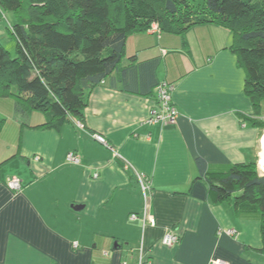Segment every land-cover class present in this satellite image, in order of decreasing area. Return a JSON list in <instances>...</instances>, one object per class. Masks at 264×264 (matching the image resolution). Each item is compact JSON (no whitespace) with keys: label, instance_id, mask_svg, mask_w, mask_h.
<instances>
[{"label":"crops","instance_id":"crops-1","mask_svg":"<svg viewBox=\"0 0 264 264\" xmlns=\"http://www.w3.org/2000/svg\"><path fill=\"white\" fill-rule=\"evenodd\" d=\"M234 44V33L217 24L184 36L153 27L128 38L123 67L133 56L159 61L158 81L174 87L175 125L145 124L156 93L113 87L118 74L91 94L85 129L74 122L61 131L38 128L42 114L22 115L14 97L0 98V264H264L260 223L241 218L230 202L213 204L196 164L260 158L264 129L240 116L262 122L264 101L254 116ZM70 153L80 164L67 160ZM137 174L151 181L147 202ZM11 178L22 181L20 192L8 189ZM146 209L155 227L141 219ZM231 229L237 238L219 234ZM170 231L180 242L167 247Z\"/></svg>","mask_w":264,"mask_h":264},{"label":"trees","instance_id":"trees-1","mask_svg":"<svg viewBox=\"0 0 264 264\" xmlns=\"http://www.w3.org/2000/svg\"><path fill=\"white\" fill-rule=\"evenodd\" d=\"M8 12L15 16L7 30L16 41V56L0 42V98L14 97L22 115L42 114L45 124L38 128L61 131L74 119L84 124L91 94L116 74L113 87L146 98L157 93L167 83L157 79L158 60L139 63L133 56L123 67L128 38L154 26L177 36L211 24L232 31L231 51L247 73L245 95L254 116L261 114L264 0H0V20ZM240 117L264 129L263 121ZM5 121L0 117V129ZM196 164L213 204L230 202L241 218L260 223L257 252L264 254V174L258 163L209 167L198 159Z\"/></svg>","mask_w":264,"mask_h":264},{"label":"built area","instance_id":"built-area-1","mask_svg":"<svg viewBox=\"0 0 264 264\" xmlns=\"http://www.w3.org/2000/svg\"><path fill=\"white\" fill-rule=\"evenodd\" d=\"M154 28H157V26H154ZM173 90H174V87L172 85H168L167 83H162L158 87L157 93H156L157 95H156L155 105L150 110L149 117L145 120V124H149V125L161 124L163 126L177 124L180 114L173 103V97H172ZM73 121L78 128L85 129V125L82 122L75 120V119ZM263 123H264V119H263ZM93 137L101 144L108 146L106 140L102 136L94 135ZM35 160L39 161L40 159L36 158ZM67 160L70 163H73L75 165H78L81 162L79 156L75 153H70L67 156ZM258 166H259L260 171L264 174V168L261 167L260 165ZM126 167L129 168V166H126ZM94 176L95 178L98 177L97 174H95ZM136 179L142 190L145 202H147L150 194L153 191L151 181L146 176L140 175V174L136 175ZM6 185L9 190L14 191V192H20L23 188L22 181L18 178L8 179V181L6 182ZM137 218H138V215L136 214L131 216V219H137ZM141 219L143 220L145 224H148L151 227L156 226L155 217L151 216L147 212V209L142 214ZM219 234H225L232 238L238 237V232L234 229L220 231ZM179 242H180V237L174 231L168 232L162 240V244L167 247H172L174 245H177ZM74 247H77V244H75ZM142 260L143 259L141 258L139 264H144ZM212 264H229V263L223 260H214Z\"/></svg>","mask_w":264,"mask_h":264},{"label":"rangeland","instance_id":"rangeland-1","mask_svg":"<svg viewBox=\"0 0 264 264\" xmlns=\"http://www.w3.org/2000/svg\"><path fill=\"white\" fill-rule=\"evenodd\" d=\"M14 23H15V16L14 14L9 12L5 14V17H3L2 20H0V42L4 46V48H6V50L12 54L13 57L16 56V41L8 32L7 27L9 26V24L13 25ZM259 160L260 158L257 161L258 165H259Z\"/></svg>","mask_w":264,"mask_h":264},{"label":"bare ground","instance_id":"bare-ground-1","mask_svg":"<svg viewBox=\"0 0 264 264\" xmlns=\"http://www.w3.org/2000/svg\"><path fill=\"white\" fill-rule=\"evenodd\" d=\"M259 165L264 168V134L261 139V152H260Z\"/></svg>","mask_w":264,"mask_h":264}]
</instances>
